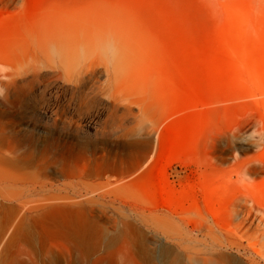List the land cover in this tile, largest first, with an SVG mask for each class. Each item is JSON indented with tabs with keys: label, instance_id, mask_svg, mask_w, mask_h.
<instances>
[{
	"label": "rangeland",
	"instance_id": "rangeland-1",
	"mask_svg": "<svg viewBox=\"0 0 264 264\" xmlns=\"http://www.w3.org/2000/svg\"><path fill=\"white\" fill-rule=\"evenodd\" d=\"M84 1L0 0L4 192L26 207L72 189L104 196L18 213L0 264H264V0H104L123 5L158 69L154 126L120 117L98 92L100 66L13 65L28 32ZM118 51L111 39L103 53L114 63ZM125 218L148 256L120 233ZM94 220L114 238L96 253Z\"/></svg>",
	"mask_w": 264,
	"mask_h": 264
},
{
	"label": "bare ground",
	"instance_id": "bare-ground-1",
	"mask_svg": "<svg viewBox=\"0 0 264 264\" xmlns=\"http://www.w3.org/2000/svg\"><path fill=\"white\" fill-rule=\"evenodd\" d=\"M57 13L58 15L46 21L47 24L41 26L43 30L30 31L26 34V42L21 45L18 51L20 54L12 61L13 65L22 66L29 60L41 62L45 59L49 64L58 61L65 68L78 69L79 74L83 71L87 73L89 69L100 66L109 74V80L108 84L98 92L107 95L111 106L123 109L120 117L144 116L154 126L158 69L152 61L148 44L142 39L141 28L133 22L123 5L104 0H86L73 6L67 13ZM111 39H114L119 47L114 63H110L108 55L103 53ZM54 54H57L56 59ZM68 75L72 76L73 72H68ZM47 183L46 180L36 181L35 185H30L27 191L32 195L39 194L46 189ZM49 188L47 190L51 191ZM3 189L4 186L0 183V197L4 200L6 198L15 200L17 203L14 206L0 201V239L4 238L12 227V219L18 213L22 215L23 210L38 212L53 206L55 201L74 205L77 197H84L88 203L104 197L99 195L96 200L94 196L88 195L89 191L85 193L78 191L74 195V189H72L59 195H45L42 199L40 197L36 204L26 207V202L21 200V191L6 193ZM89 228L91 250L94 253L102 244H110L114 240V238H106L104 227L96 220L90 223ZM120 233L124 239L134 244L140 255L143 256L146 253L147 256L149 255L144 245L147 242L146 236L135 223L127 218L121 220ZM15 235L14 227L6 239V248L13 242ZM166 252L170 254V251L166 250Z\"/></svg>",
	"mask_w": 264,
	"mask_h": 264
}]
</instances>
